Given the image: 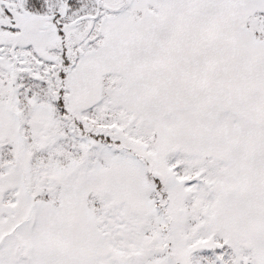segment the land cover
I'll return each mask as SVG.
<instances>
[{"label": "snow or ice", "instance_id": "6c2138e0", "mask_svg": "<svg viewBox=\"0 0 264 264\" xmlns=\"http://www.w3.org/2000/svg\"><path fill=\"white\" fill-rule=\"evenodd\" d=\"M0 264H264V0H0Z\"/></svg>", "mask_w": 264, "mask_h": 264}]
</instances>
